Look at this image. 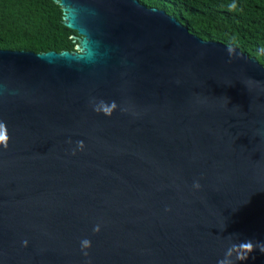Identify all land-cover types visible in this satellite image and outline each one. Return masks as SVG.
I'll use <instances>...</instances> for the list:
<instances>
[{
    "label": "water",
    "instance_id": "water-1",
    "mask_svg": "<svg viewBox=\"0 0 264 264\" xmlns=\"http://www.w3.org/2000/svg\"><path fill=\"white\" fill-rule=\"evenodd\" d=\"M54 1L75 49H0V264H218L264 242V64L140 0Z\"/></svg>",
    "mask_w": 264,
    "mask_h": 264
},
{
    "label": "trees",
    "instance_id": "trees-1",
    "mask_svg": "<svg viewBox=\"0 0 264 264\" xmlns=\"http://www.w3.org/2000/svg\"><path fill=\"white\" fill-rule=\"evenodd\" d=\"M165 9L206 40L220 41L264 64V0H140ZM237 8L232 10L230 5ZM62 6L54 0H0V49H75Z\"/></svg>",
    "mask_w": 264,
    "mask_h": 264
},
{
    "label": "clouds",
    "instance_id": "clouds-1",
    "mask_svg": "<svg viewBox=\"0 0 264 264\" xmlns=\"http://www.w3.org/2000/svg\"><path fill=\"white\" fill-rule=\"evenodd\" d=\"M230 9L234 10L237 8V5L235 3L231 4ZM117 104L115 101L111 102V104H108L104 101H100V103L95 106L94 110L97 113H103L106 116L111 117L113 115L114 110L117 109ZM9 137L6 132V124L4 122H0V146H2L4 149H7L9 147ZM78 146L81 150L84 149L85 145L83 141H78ZM75 154V153H73ZM195 188L199 189L201 185L197 182L194 185ZM100 226L96 225L93 229L94 232L98 233L100 232ZM24 246L26 247L28 244V241L25 240ZM81 250L85 256H88V249L92 247L91 240L85 238L81 240ZM257 247H259V250L264 253V242L254 244L251 240H245L240 241L239 243H232L224 253L223 258H221L218 261V264H235L236 261H246L249 259V256L251 253L256 251Z\"/></svg>",
    "mask_w": 264,
    "mask_h": 264
}]
</instances>
